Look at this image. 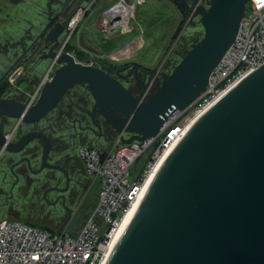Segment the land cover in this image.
<instances>
[{
  "label": "water",
  "instance_id": "95a60500",
  "mask_svg": "<svg viewBox=\"0 0 264 264\" xmlns=\"http://www.w3.org/2000/svg\"><path fill=\"white\" fill-rule=\"evenodd\" d=\"M170 1L189 18L200 15L204 34L147 97V85L138 96L125 86L120 68L81 63L67 51L58 52L65 15H55V0H48L41 30L31 29L21 39L24 52L0 82L32 47L33 55L46 48L42 57L60 65L34 104L0 98V119L36 124L71 88L85 83L94 99L93 114L100 113L123 143L155 136L170 115L186 109L206 88L236 38L247 2L211 0L191 10L187 0ZM10 138L0 128V153L21 152L42 138L41 169L52 167L45 133ZM107 264H264V64L192 126L158 172Z\"/></svg>",
  "mask_w": 264,
  "mask_h": 264
},
{
  "label": "built area",
  "instance_id": "2783aa9c",
  "mask_svg": "<svg viewBox=\"0 0 264 264\" xmlns=\"http://www.w3.org/2000/svg\"><path fill=\"white\" fill-rule=\"evenodd\" d=\"M211 0H200L207 6ZM97 0L80 5L67 19L58 52L67 51L85 15ZM138 0H116L102 15L105 30L122 33L133 31L131 20ZM119 5L133 6L127 18L112 13ZM247 11H250L247 14ZM76 61L79 60L74 52ZM264 64V0H247L234 42L212 70L206 88L184 110L170 115L155 136L115 146L87 145L79 155L96 184L94 205L85 213V221L75 232H68L69 223L59 228H41L12 217L0 219V264H106L116 243L125 216L145 196L144 190L164 158L180 144L192 126L223 96ZM60 65L57 59L47 68L43 79L29 96L36 102L44 83ZM9 136V134H8ZM121 138V136H120Z\"/></svg>",
  "mask_w": 264,
  "mask_h": 264
},
{
  "label": "flooded vegetation",
  "instance_id": "af4514ba",
  "mask_svg": "<svg viewBox=\"0 0 264 264\" xmlns=\"http://www.w3.org/2000/svg\"><path fill=\"white\" fill-rule=\"evenodd\" d=\"M187 2L191 10L194 9L195 5H201L200 0H187ZM173 4L180 8L182 15L186 19L187 15L185 9L177 3ZM53 12L55 15H65V12L61 10L56 11L53 9ZM45 16L47 17V15ZM64 19L65 18L61 19L63 24H65ZM40 30L41 28L39 31ZM28 34L29 32L27 31L22 38L25 39L24 37L28 36ZM63 34L64 32L58 37L57 50L62 44ZM21 39L13 42L10 41L5 44L6 51L2 53V55L11 53L12 58L8 66L0 72V77L24 52L20 44ZM34 49V47L29 49L24 57L20 59L16 66L8 73L5 79L0 82V98L28 102L29 96L31 95L30 93L32 92L30 84L34 82H38L39 84L41 82L44 74L40 75L38 69L42 64L45 65V63L50 60L42 57L48 53L46 48H41L33 55ZM134 65H137L138 68H134ZM120 69L119 76H121L123 83L124 80H133L134 86L127 87L126 83L124 84L136 96L144 90L146 85V95L153 94L159 88L164 76L168 74L162 70L152 71L132 63H126L121 66ZM11 78H13V80H11ZM21 84H25L26 87L22 88ZM17 89L20 91L19 95L14 94V91ZM77 94H79V91L74 92L70 100L63 107H60V105L66 96L60 101L59 105L54 109H58V113L54 116L55 118L53 121L50 120L48 115L54 110L38 123L32 125H26L7 117L0 119L1 130L9 134L11 140H18L21 136L31 131H41L48 136L51 142V151L47 160V164L52 166L50 168L41 169L44 149V140L42 138L32 140L21 152L7 153L3 151L0 153L1 156L9 155L13 160L9 165V171L12 176L9 185L11 192L16 190L23 196L33 192V196L37 197L39 203L45 201L48 206L47 209H50V211L47 212L48 214L40 219L35 218V216L29 218L21 217L18 212L9 217L32 224L43 223V225H49L51 223H58L60 226H64L69 223L76 214L81 211L87 212L94 205L95 193L93 191V180L86 171L84 162L79 155V148L91 145L86 142L90 141V136L92 135L95 136L96 139H103L107 142L109 139L107 135L117 134L118 132L100 113L97 112L93 114L94 103L91 104L90 108L88 106H83L75 112V107H73L72 102ZM79 95L78 99L81 100V94ZM83 104H86V102ZM61 121L63 122L61 123ZM66 121H70V123H66ZM65 130H69V133H66ZM34 160H39L36 167H34ZM6 200H8V198Z\"/></svg>",
  "mask_w": 264,
  "mask_h": 264
},
{
  "label": "rangeland",
  "instance_id": "374dc122",
  "mask_svg": "<svg viewBox=\"0 0 264 264\" xmlns=\"http://www.w3.org/2000/svg\"><path fill=\"white\" fill-rule=\"evenodd\" d=\"M80 2L86 4L88 0H55L53 9L65 12L64 23L66 25L67 19L82 5ZM47 3L48 0H0V56L6 51L5 44L7 42H13L19 39L21 35H25L27 31H31L32 22L37 23V25L41 24V27L32 26L34 33L42 28L46 19L45 15H47ZM99 5L100 1L89 11V15ZM110 6L112 4L109 6L107 4V6H103L102 10H97V16L102 17L104 11ZM249 12L247 11V14ZM134 14L135 16L130 22L134 26V29L128 33V38L122 43L124 46L120 50H113V48L105 47V44L102 45L103 41L96 35V31L91 30V27H86L87 25L85 24L89 18V15H87L81 22L79 29L85 27L84 29L88 32L87 37L98 51L81 52L76 46L77 35H75L72 40L73 48L71 52H74L77 58L83 62H93L96 65L112 67L114 71L126 63H132L152 71L162 70L170 74L191 45L204 34V27L200 21L201 16L198 15L193 18L187 16L185 19L180 8L170 0H138ZM101 25L98 24V27H101ZM111 41L112 39L105 40L106 43ZM49 61L52 60H48L45 65L39 67L38 73L40 75L45 74ZM124 83H126L127 87L135 85L132 79L124 80ZM32 84L30 86L33 92L38 82ZM21 85L22 88L26 87L25 84ZM78 91L82 99H78L79 94L73 98L72 104L75 107V112L83 106L90 108L91 104L94 103V99L85 83L75 85L63 99L60 107L65 106L72 97V94ZM14 94L19 95L20 91L17 89L14 91ZM150 95L147 94V97ZM85 102L86 104H83ZM57 113L58 109L48 115L51 121L54 120V116ZM66 123H70V121H66ZM65 131L69 133V130ZM120 135L118 133L107 135L109 137L107 143L103 139H96L92 135L90 136V141L86 143L115 146L122 141ZM11 161L13 160L9 155H0V219L4 217L8 218L16 212L21 217L29 218L35 216L38 219L43 218L50 211V209H47L48 206L45 201L39 203L37 197L33 196V192H30L26 196L19 194L16 190L11 192L9 186L12 179L9 171ZM33 162L34 167H36L39 160H34ZM93 191L94 193L97 192L96 184L93 186ZM7 198L8 200H6ZM85 213V211H81L76 214L66 230L68 232H75L80 228L86 219ZM36 226L41 228L58 226L56 228H59L60 224L51 223L43 225L42 223L36 224Z\"/></svg>",
  "mask_w": 264,
  "mask_h": 264
},
{
  "label": "crops",
  "instance_id": "0c3cea01",
  "mask_svg": "<svg viewBox=\"0 0 264 264\" xmlns=\"http://www.w3.org/2000/svg\"><path fill=\"white\" fill-rule=\"evenodd\" d=\"M99 1H100V5L97 6V8L91 12V15H89V12L85 15V17H87V15H89V18H88L85 25H87L86 27H91V30L96 31V33H97L96 35L103 41L102 45L105 44L104 45L105 47L113 48V50H120V48L124 46V45H122V43L125 41L126 38H128L129 34L128 33H122L121 29L118 27H116L114 29L113 33L108 32L107 30H105L106 24L103 22L101 23L102 18L97 16V10H102V8L107 6V4L109 6V5L113 4L116 0H97L95 5ZM81 4L83 5V3H81ZM56 20L60 21V18H56ZM98 24H102L101 27H98ZM80 25H81V23H80ZM80 25L78 26V28L74 34V36L77 35L76 46L78 47V49H80L81 52L82 51H84V52L85 51L86 52L98 51V49L95 48V46L92 44V42L87 37L88 32L84 29L85 27L82 29H79ZM32 26L41 27V24L37 25V23L32 22L31 27H30L31 29H33ZM90 34L92 35V33H90ZM22 37H23V35H21L19 39H21ZM19 39H17L16 41H18ZM106 39H112V41L106 43L105 42ZM11 58H12L11 53L7 54V55L3 54L0 56V72L3 71L8 66ZM48 63H49L48 64V67H49L50 64L52 63V61H49ZM43 65L44 64H42L41 66H43ZM105 143H107V142H105ZM101 145L103 146V144H101ZM56 227H58V226H56ZM56 227H53V228H56Z\"/></svg>",
  "mask_w": 264,
  "mask_h": 264
},
{
  "label": "bare ground",
  "instance_id": "6f19581e",
  "mask_svg": "<svg viewBox=\"0 0 264 264\" xmlns=\"http://www.w3.org/2000/svg\"><path fill=\"white\" fill-rule=\"evenodd\" d=\"M112 13H120L122 14L124 17H128L129 15H132L133 13V6L131 5H119L118 7H116L114 9V11H112ZM172 154V153H171ZM168 155L164 158V160L162 161V163L160 164L158 170L152 175V177L149 179L146 187H145V190H144V193H145V196L144 198H146L154 180L156 179V176L158 174V172L160 171V169L162 168V166H164V164L166 163V161L169 159V157L171 156ZM143 198V200H144ZM143 201H141V203L139 202L134 209H132L124 218L122 224H121V227L118 231V234H117V237H116V243H115V247L116 245L118 244V242L120 241V239L122 238V236L124 235L125 231L127 230V228L129 227L130 223L132 222L133 218L135 217V215L137 214L141 204H142ZM114 247V249H115ZM113 249V251H114ZM108 262V261H107ZM107 264V263H106Z\"/></svg>",
  "mask_w": 264,
  "mask_h": 264
},
{
  "label": "trees",
  "instance_id": "16d2710c",
  "mask_svg": "<svg viewBox=\"0 0 264 264\" xmlns=\"http://www.w3.org/2000/svg\"><path fill=\"white\" fill-rule=\"evenodd\" d=\"M72 48H73V44H72V42H71V43H69V44L66 46L65 50H67V51H71Z\"/></svg>",
  "mask_w": 264,
  "mask_h": 264
}]
</instances>
